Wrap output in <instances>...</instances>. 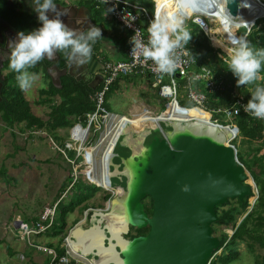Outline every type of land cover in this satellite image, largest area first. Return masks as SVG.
I'll use <instances>...</instances> for the list:
<instances>
[{"label": "rangeland", "instance_id": "rangeland-1", "mask_svg": "<svg viewBox=\"0 0 264 264\" xmlns=\"http://www.w3.org/2000/svg\"><path fill=\"white\" fill-rule=\"evenodd\" d=\"M180 1L185 2L188 5L189 0ZM224 1L225 0H221V2L218 1L217 3H214L215 8L218 10V16L211 13L210 16L214 20H212L210 17H207L209 29H204V32L210 37V29H217L219 27V23L217 21L219 19H223V22L226 23L224 24V27L228 26L227 30L230 35L233 37V39H237V35H240L237 31L238 28L235 29L236 24L234 25L233 23L238 22H233L224 17L223 12L221 11V8L225 9ZM156 2L158 3V1ZM169 6L172 8L168 16L175 15L177 18L182 19L184 26L189 30L191 24L188 22V16L183 12L182 8L177 4H170ZM106 25L109 29L117 31V24L115 22H106ZM241 32H243V28L239 29V33ZM216 35L219 39L223 40L222 34ZM120 42H123L122 37ZM223 45L227 49L231 48L230 42L228 41L224 42ZM216 48L218 49V47ZM225 54L227 56L229 55L228 52H225ZM175 80L177 83V100L179 102H183L187 98L186 95L188 89L184 86L185 81L183 78L177 73L175 74ZM127 81L128 82L124 80V86L126 87L114 91L110 94L109 99L106 100L105 105L108 111L117 115L124 114V116L126 115L125 117L132 120L136 118L137 114H146L145 111L143 112L144 109L150 110V112H152V114L156 117L160 115L163 108L165 107V101L162 98H159V96L155 93L157 89L149 83L147 85L144 82L145 78L144 81L140 78L128 79ZM9 84L19 86L18 83L14 82L13 78L9 80ZM44 86L45 79L37 78L32 87L25 89L24 95L29 100L31 105L35 99H38V96L35 94V92L37 93L36 89H44ZM46 96H48V94H46ZM32 111L37 116H40L44 119L47 118L48 109L42 105H39L38 103L33 104ZM213 116L215 117V115ZM159 124L162 128L167 129V127H170L171 123L168 121H160ZM110 125L111 124H108L106 127L92 126L89 130H87L86 140H83L85 139L83 138L79 139L80 141H75L71 133L72 127L58 129L55 133L49 132L47 129L35 130L32 136L33 138L31 139V137H28L29 132H20L22 125H14L11 127L10 125H4L3 122L0 121V264H45L47 259L46 255L42 251L38 252L28 245L26 240H24L22 236L17 233L16 228L13 226L14 224L17 226L16 223L17 219L19 218H21L23 221L29 222L27 219L32 220L35 219L37 215L40 216L44 208L46 206L52 205L57 198L56 196L62 192V185L66 182L65 184L67 186L71 182L72 178L74 179L75 175H77V179L82 180V183L84 184L82 188L84 191H95V195L87 201L92 205L94 204V206H92L93 208H90V210L93 212L92 216H95L97 208L101 209L97 212L101 211L106 213L109 211L110 203H108V199H104V196L108 193L111 195V200L114 199V201L116 200L115 198L120 197L121 193H117V189H126L127 185V177L123 173L124 161L126 158H130V156L135 155L132 152L131 145L126 142L127 134L122 133L121 137L119 136L115 150L110 157L108 165L110 174H107V179L104 180L107 187L109 184L108 178L110 177L113 194L108 192L107 189L102 190L100 187L93 185L92 181H95L100 185L102 184L100 180L95 177L94 170L96 169V164L94 162V155L92 152H96V150H98L99 143L102 138L101 135L104 134L105 129ZM133 126V129L138 131V137L135 140L136 143L143 139L144 135L148 133L147 129L149 128L151 129L152 136L159 134V126L156 122H153L152 119H150V121L146 120L136 122V124ZM186 129H189V127H186ZM57 134L61 136L58 137ZM151 134L144 138L145 146L149 144ZM79 136L80 134L78 135V138ZM132 137L135 138L136 134L132 133ZM65 140L66 146L70 149H74L76 155H80L81 159L79 163H75L73 165L72 162H69L68 154L61 153L59 151L60 147H62L64 150L63 142ZM116 140H109V152L113 149V143H115ZM234 143L240 152L248 151L246 149L247 142L246 144H243L241 143L240 139H236ZM16 146L17 149L15 150L14 147ZM141 151V147L135 148L134 150L135 153H139ZM105 156H109L108 152ZM98 157L99 156L97 155V158ZM133 157L136 161L139 160L138 157ZM19 162L20 164H18ZM89 167H91L90 170H88ZM87 171L91 181L87 179ZM80 185L81 184H76L74 188L70 189L71 191L68 190L66 196H62L65 203L72 198H70V195L74 193ZM102 187L105 188L103 185ZM72 199L74 202L77 201V197L75 195ZM144 200L146 203L149 202L148 197H146ZM82 210L83 209L79 207L78 211L70 214V217L66 218V226L64 228L60 227V222H57V227H55V229L60 232L58 236L48 237V235L45 233L38 236L33 235L31 237V242L34 241L39 244H48V242H50L54 247H57L61 240L64 242V240L71 234L73 235L78 233L80 235L81 241L85 245H88V241L93 235V232L90 228L94 226L104 227L106 220L101 217L91 218V214L87 219H85L84 211L82 214ZM97 215L101 216V213H98ZM75 220L76 222H74ZM80 225H82L83 228H81ZM222 230L228 234L231 233L230 227L225 228L224 226H220L215 235L219 236ZM134 232L135 231L133 230V233ZM81 234H83V237ZM106 235L108 238L109 235L107 233ZM125 238L129 237L125 236ZM104 240V244L108 246V241ZM238 247L241 251V254L239 255L238 259L229 264H256L254 256L249 253V251L245 250L247 249L245 243L241 242ZM96 252V250H93L89 253V255L87 254V259H85L83 263L89 264L90 260L94 258L93 254H97ZM111 256L112 253L109 248H107L103 257L108 258L110 260L109 262H112L110 259ZM91 261L94 262V260ZM216 261L218 262L217 264H227L223 263L222 256H217ZM109 262L99 259L94 264H108ZM111 264H113V262Z\"/></svg>", "mask_w": 264, "mask_h": 264}, {"label": "trees", "instance_id": "trees-1", "mask_svg": "<svg viewBox=\"0 0 264 264\" xmlns=\"http://www.w3.org/2000/svg\"><path fill=\"white\" fill-rule=\"evenodd\" d=\"M0 1H2V3H4L3 6L6 7V0ZM131 1L135 2V0ZM209 1L213 9H211L210 11H202H204L208 17H211V13L218 16V10L215 8L214 3H217L218 1L221 2V0ZM90 2L93 9H98L100 14L104 12V5H99L100 7L97 8L95 6L96 3L91 0ZM139 4L144 5L150 13H153V0H140ZM166 4L167 7L171 10L172 7L169 6V2ZM100 19L101 17H98L97 20ZM212 20L214 19L212 18ZM217 22L228 33V35H230L227 30L228 26L224 27V24L226 23L223 22V19H219ZM18 23L20 25H17L24 29L38 27L35 23V25H32V23H30V20H21L18 21ZM190 24L191 29H189V31L192 35L191 39L187 43V47L192 57L195 58L196 68L198 69L204 66L205 68L209 69L213 74V80L221 84L223 90H218L217 88L214 90H208L205 88L202 82L198 81L195 83V85L198 86V88L206 95L204 111L198 108H194V104L186 98L185 101L179 102V104L190 109L182 110L176 107V112L179 114H188L189 116L204 118L207 120H209V117L207 116L212 113L213 115H215L214 117L211 114L212 120H216L222 125H229L230 123H232L238 127V135L235 139L232 140V144L236 147L234 143L236 139H240L241 143L243 144H246L247 142L246 149L248 151L240 152L237 147L236 149L238 160L248 173V178L244 181V183L250 184L252 191L251 195L245 196L242 201L238 199H229L225 204L217 205L215 207L216 213L219 217V221L213 224V232L217 233L218 228L220 226H224L225 228L230 227L231 230H233V233L228 234L223 230L220 232L219 238L221 244L218 250L215 252L214 256L211 258L209 264H217V256H222L223 263L227 264L238 259L239 255L241 254L238 246L241 242L245 243L247 248L245 250L249 251V253L254 256L256 264H264V119H258L254 116H251L241 109L238 115H236L234 118L225 119L224 113L222 112V110L226 107L237 106L236 101L239 97H242L244 102L247 103V101L250 99V92L253 90L254 85H241L238 87L236 84L237 78L227 68L226 60L228 56L225 54V52L221 48L217 49L213 47L211 45L209 37L204 33L202 29H200L199 26H197V24L192 22ZM233 24H236L235 29H237L238 27L243 28V32L241 33H239L240 28L237 30L238 34L240 35L239 37L243 38L245 36V40L249 42L250 47H252L254 51L264 50V16L258 18L248 32L246 29L248 28V26L239 23ZM122 57H124L123 60L127 59V55H123ZM134 77L136 76H124L117 79L111 85V88L106 95V100L109 99L111 93L123 88L120 86L125 84L124 80L128 82V79H134ZM259 77L260 78L256 81V83L264 84V68L261 69ZM144 78L145 80L148 79V75H141L140 79L144 81ZM62 81L63 85L61 89H58L50 84L48 94L49 96H51L49 97L50 102H52V95L56 94H59L60 102L57 105L55 104V106L52 105L53 107L48 112L46 119L33 113L30 107V102L26 99L25 95L22 94L21 88L16 91V89L13 87V89L8 92L6 97V102H8V104L4 102V105L2 107L0 106L3 122L8 126L10 125L11 127L21 123V132H24L26 130L47 129L49 132L55 133L58 129L71 128L78 122L83 126L87 125L86 114L93 112L95 109L93 95L95 94V91L99 89V86H97L96 89H92L88 85L79 81H75L74 78L69 76L64 77ZM14 82L18 83L16 77L14 78ZM145 83L147 85L148 83L152 85V79L149 77L148 83ZM9 86H11V84ZM43 92L45 93L47 91L42 90V93ZM155 93L159 96L157 90ZM43 95L46 96V94ZM159 98L161 97L159 96ZM49 99L45 101L44 98H41L39 100V103H46ZM178 116L181 117V115ZM162 129L164 132H168L172 129V127L170 126L167 127V129ZM30 134L33 135L34 133ZM57 135L58 137L61 136L59 134ZM63 144L64 150L62 147H60L59 151L61 153H67L69 162H72L73 165L75 163H79L81 159L80 155H76L74 149H70L66 146V140L63 142ZM65 183L62 185L61 195L66 192L67 189L70 190L74 188L76 184H81L75 190L77 201L74 202L73 200V202L69 205H67L65 202L58 203L54 220L50 228L45 232L48 237L58 236L60 232L55 229V227H57V222H60V227L64 228L66 226V218L73 212L75 207H77L82 202L91 199L95 195L94 190H83L82 187L84 186V184L80 179L76 178L75 180H73L72 178L71 182L67 186ZM110 196L111 195L107 193L104 198L109 199ZM143 201L145 202V200ZM93 205L86 202L81 207L83 209L82 211L86 210L88 207H92ZM145 210L146 212L151 214V200H149V202L145 204ZM91 213L93 212L91 211L89 214ZM34 221L29 220V222H24L33 223ZM74 222H76V220ZM133 230L135 231L134 233ZM148 230V227L142 229L131 227L129 233L125 236L131 239L135 236L146 234ZM42 234L44 233H41L39 235ZM34 243L35 242H33V245H29L35 250L36 247L34 246ZM61 243L62 240L60 242V245L58 243V246L54 247L50 242H48V244L45 243V246L54 247L56 249L54 250L56 251L57 258H59L61 255L65 254V248L61 246ZM38 252L40 251L38 250ZM48 263L49 259L47 258L45 264Z\"/></svg>", "mask_w": 264, "mask_h": 264}, {"label": "water", "instance_id": "water-1", "mask_svg": "<svg viewBox=\"0 0 264 264\" xmlns=\"http://www.w3.org/2000/svg\"><path fill=\"white\" fill-rule=\"evenodd\" d=\"M58 5L62 10L68 9ZM239 5V0H225L227 14L236 17ZM65 73L66 69H63L60 75ZM60 75L52 79L56 87H60ZM97 85L98 82L88 84L92 89ZM158 120L156 123L160 126ZM209 124L221 131L215 124ZM171 127L168 132L159 127V134L153 135L145 146L144 138L151 134L148 131L142 140V151L135 153L132 149L133 156L139 160L130 156L124 161V170L131 169L132 177L125 173L127 185L122 191L128 194L131 187L135 190L138 199L135 205L140 216L127 217L121 240L133 245L136 253L133 261L137 264H209L221 244L219 236L213 232V224L219 221L215 207L229 199L242 201L251 195V185L244 183L248 173L239 162L233 145L217 140L209 133H194L185 128L176 133V128ZM146 197L152 202L151 214L145 210L143 200ZM119 198L122 199V195L115 199ZM131 226L138 229L148 227L149 230L144 235L125 238ZM100 229L108 246L114 245L118 259L126 260L128 255L117 239L112 238L105 226ZM103 246H106L104 242ZM93 255L92 260L98 258L97 254Z\"/></svg>", "mask_w": 264, "mask_h": 264}, {"label": "clouds", "instance_id": "clouds-1", "mask_svg": "<svg viewBox=\"0 0 264 264\" xmlns=\"http://www.w3.org/2000/svg\"><path fill=\"white\" fill-rule=\"evenodd\" d=\"M107 2L108 0H102L103 4ZM119 2L120 0H117V3ZM128 2L129 0H123L125 4ZM27 3L36 13L39 26L28 31H18L16 36L7 42V51L0 52V56L8 60L9 67L17 74L16 79L21 89H28L33 86L37 80V74L29 71V69L35 67L45 58L51 59L57 52H64L69 61L77 66L85 64L91 58L93 45L98 39L102 38L101 28L95 24H91L86 30L79 32L66 24L62 17L70 15L71 13L69 10H62L55 0H27ZM139 3L140 0H135L136 6ZM188 4L191 6L192 11L188 13L183 9L188 19H192L189 15L194 13L199 14L206 22L208 21V16L200 13L199 8L204 11L213 9L209 0H189ZM239 6L250 7V3L248 0H241ZM113 11H115V6L104 10V14L107 15V13ZM221 11L223 12L225 9L221 8ZM50 12L54 15L50 16ZM228 15L230 16L229 12ZM128 16L130 19H126L125 16L123 19L125 23L130 25L136 17L130 12H128ZM147 33L148 39L146 43L140 35L139 30L131 37L133 45L140 50L144 62L147 63V61L151 60L157 71L164 73L174 72L180 59L177 55V49L184 48L192 35L184 26L183 20L177 18L175 15L162 16L154 13L153 19L147 27ZM235 34L237 35L236 32ZM232 45L228 50L229 55L226 60L227 68L237 78L236 84L238 87L241 85H254L253 90L250 92V99L243 105L244 111L258 119H264V84L256 83L260 78L259 74L261 69L264 68V50L254 51L250 47L249 42L240 38L238 35L237 39L232 40ZM193 59L195 60L194 57ZM179 106L183 107L181 105ZM111 114L113 116L117 115ZM117 116H124V114ZM158 122H160V119ZM76 124L82 127L85 132L92 127L88 123L85 126L79 122ZM75 125L72 127V130ZM159 127L163 131L162 127ZM148 131H151V129H148ZM225 136L226 139L230 135L226 133ZM116 144L113 143L114 146L111 155L114 152ZM230 144L233 145L232 141ZM90 169L91 167L88 170ZM86 175L88 176V171ZM87 179L90 180V176ZM92 182L97 183L95 181ZM108 200L110 201L111 198ZM97 213H101V211Z\"/></svg>", "mask_w": 264, "mask_h": 264}, {"label": "built area", "instance_id": "built-area-1", "mask_svg": "<svg viewBox=\"0 0 264 264\" xmlns=\"http://www.w3.org/2000/svg\"><path fill=\"white\" fill-rule=\"evenodd\" d=\"M91 1L96 3L95 6L97 8L100 7L99 5H104L105 10L109 7L115 6V11L109 12L107 14L110 18L119 23L121 28L125 29L128 32V37L126 51L127 59L118 61H102V65L100 68L102 75L100 86L93 95L95 109L93 112L86 114V119L89 126L92 125L94 127H102L108 125V123L113 120V115L109 113L105 107L106 95L109 92L111 85L120 77L147 74L148 77L152 79V86L157 89L159 96L164 99L165 107L162 110L161 114L157 117L154 116L148 109H144L143 112L145 111L146 113H149L157 120L160 119V121L170 122L167 118H164L163 115L165 116L169 113L171 106L176 105L177 108L181 109V107L179 106V101L177 100V83L175 80L176 73L184 79V86L188 89L186 97L191 103L194 104V108H198L204 111L206 100L205 93L201 91L194 83L198 81L202 82L205 88L208 90H214L216 88L218 90H223L221 84L213 80V74L209 69L203 67L199 70V72L194 71L195 60L193 59L187 45L182 49H177V55L180 57V59L177 63L175 71L172 73L157 71L151 60L147 61V63L144 62V58L142 57L140 50L137 49L131 41V37H133L135 32L139 30L140 35L144 39V42H147V27L153 19V15H150L143 5L139 4L138 6H136L135 2L131 0H129L127 4L123 3V0H120L119 3H117V0H108L106 4H103L102 0ZM255 1L257 3L259 2L261 6L264 4L263 0V2L261 0ZM159 8L160 7L156 6V14H159ZM128 12L132 13L136 17L130 25L125 23V20L123 19L124 16L126 19H130V17L128 16ZM161 15H164V13ZM189 16H191L193 22L198 24L199 27L203 30L209 29L208 23L199 14L191 13ZM236 104L237 106L226 107L222 110L226 119L234 118L236 115H238L240 109L244 111L243 105L246 103L244 102L242 97H239L237 99ZM183 110L186 109L184 108ZM209 117V121H207L208 123H213L216 126L220 127L221 131H224V129H227L229 131L230 136L226 138V142L228 144H230L231 141L237 137L239 130L235 124L230 123L229 125H222L216 120H212L211 114H209ZM129 125L130 123L126 124V126ZM76 126H78V124H76L74 128H76ZM119 136L117 140L119 139ZM117 140L115 141V144ZM234 149L236 152L235 147ZM76 176L77 175H75L73 180L76 179ZM112 189L113 188H111L109 180V187L107 188V190H110L109 192L113 194ZM67 193L68 191L64 192L63 195L66 196ZM62 196L60 199L56 200L53 205L46 206L37 221L33 223L19 221V223L16 224L19 229V235H21L22 238L26 239L29 244L33 245V242H31V237L33 235L45 233L50 228L55 217L57 205L60 200L63 199ZM109 202L110 201H108V203ZM96 210L98 211L101 209L97 208ZM231 233H233V230H231ZM68 239L71 240L67 237L64 242L61 243V246L65 248V254L61 255L59 258H57L56 251L49 246H45L43 244H34V246L37 250L42 251L46 255V257L49 259L48 264H84L83 261L78 258V254L72 253L67 241ZM84 259H87V256L84 257ZM91 260L89 264H93Z\"/></svg>", "mask_w": 264, "mask_h": 264}, {"label": "bare ground", "instance_id": "bare-ground-1", "mask_svg": "<svg viewBox=\"0 0 264 264\" xmlns=\"http://www.w3.org/2000/svg\"><path fill=\"white\" fill-rule=\"evenodd\" d=\"M156 1H158V3H157L158 7H160L158 10L159 15L164 13V15H162V16H168V14L171 11L167 7V4H166L168 2H169V5L171 3H177L179 5V7L182 8V10L184 9V11H187L188 13L192 11L191 6L189 4L187 5L185 2H182L180 0H156ZM248 2L250 3V7H240L239 11L237 12L238 17L237 16L236 17H230L227 14L226 10L223 11L224 17H226L228 20H231L233 22H238L239 24L246 25V26H248V28H250L253 20L256 17H258V16L263 17L264 16V6H261L255 0H248ZM240 3H241V0H239V4ZM224 4H225V1H224ZM195 11H198V10H195ZM195 11H193V12H195ZM199 12L207 16V14L200 9H199ZM209 32H210V37H211L213 45L215 47H221L225 52H228L229 49H227L223 45V43L228 41V42H230V47H232L231 41L233 40V38L231 36H229L228 33L220 25L217 29H210ZM216 34H222L223 40L219 39ZM178 115H181V117ZM182 116H184V117H182ZM163 117L167 118L170 121V123L176 128V133L181 132L182 131L181 129H184V128L186 129V127L187 128L189 127V129H186V131H191L194 133L195 132L209 133V134L214 135L215 139L220 140V141H224V142H226V139H225L226 133H227V135H229V131L227 129H224V131L217 130V129H215V127H212L209 123H207V121H209L207 119L189 116L188 114L177 113L176 112V105L171 106L169 113L166 114L165 116L163 115ZM150 119H152V121L155 122L156 118L152 117L149 113L140 114V115L137 114V116L134 120L128 119L125 116H113V120L110 121V123H108L111 125L108 126L105 129L104 134L101 135L102 138H101V141L99 143L98 150H96V152H92V154L94 155V157H93L94 162L96 164L95 165L96 169L94 170L95 177L100 180L101 184L106 189L109 187V184L106 187L104 180L107 179L106 175L110 174L109 170H108V165H109L111 152H112V151H110V152L108 151L109 140H111V139L116 140V138L119 135L121 137L122 133H126L127 134L126 142H128L131 145L133 150H135V148H138V147L142 148V140L143 139H141L138 143L135 142L136 138L138 137V134H137L138 131L133 129L134 128L133 125L136 124V122H140V121H146V120L150 121ZM184 122L187 123L186 126L181 125V123L183 124ZM127 123H130V125L126 126ZM77 127H79V125L76 126V128H74L72 130V134L74 136H76L77 138H78V135L80 134L78 140L83 139V138H85V140H86L87 137H85L84 133H87V132H85V130H83L84 132L80 131ZM117 131H118V133H117ZM132 133L136 134L135 138L132 137ZM107 152L109 154L108 157L105 156ZM97 155L99 156L98 158H97ZM123 173L124 174L127 173L132 177L131 169H125L123 171ZM96 181H98V180H96ZM117 193H119V194L121 193L122 199L119 198V199L115 200L117 202H115L114 200L112 202H110L109 211L107 213L101 214V218H104L106 220L105 226L108 229V231L111 233L112 238L117 239V243L123 247L124 251L127 253L128 256H127L126 260L121 261L118 259L117 254L114 251V245L103 246V238H104V233L102 232L103 230L100 229L99 226H94L90 229L93 232L95 244L97 246V255L99 257V254L104 249L109 248V250L112 253V256H111V258H113L112 262H114L116 264H137V261L136 262L133 261V258H136V253H135V249L133 248V245L132 244H126L125 241H122L121 240V236H122L121 233H123V231L126 230V224H127V217L128 216L131 215L132 218H137L140 216L138 214V210H137V207L135 205V200H138V199H137V196L135 194V190H133L132 187H131V190L128 194L124 193L122 191V189H120V188L117 189ZM72 236L75 238L74 241H71L69 239L67 240L69 243L70 249H71L72 253L78 254V258L80 260L84 261L85 260L84 255L87 254V251L85 249L86 245L81 241L80 235L78 233H75ZM81 236L83 237V234H81ZM88 243L91 244L90 241H88ZM95 262L96 261H94L92 263L94 264ZM140 264H146V262L140 263Z\"/></svg>", "mask_w": 264, "mask_h": 264}, {"label": "crops", "instance_id": "crops-1", "mask_svg": "<svg viewBox=\"0 0 264 264\" xmlns=\"http://www.w3.org/2000/svg\"><path fill=\"white\" fill-rule=\"evenodd\" d=\"M62 1V2H61ZM61 1H57V2H61V4L63 3L64 4V6L66 5V7H68V9L67 10H69L70 11V15H66V16H63L62 17V19L64 20V22L66 23V24H70V23H68L69 21L70 22H76V26H74V25H69L71 28H73V29H75V30H77L78 32L79 31H81V30H86L91 24H95L96 26H98V27H100L101 28V31H102V38H100V39H98L96 42H95V44L93 45V51H92V55H91V58L88 60V62L87 63H85V64H82L83 65V67H82V65H81V67H79V71L77 72V73H75V76L76 77H80V78H78V80L77 79H75L74 77L75 76H73V75H66V76H64L65 74H61L60 75V73H62V71H54V73H53V76H52V78L50 79L49 77V79H47V81L45 80V86H44V89H40V90H37L36 89V91H37V93L35 92V94H36V96H38V99H35L33 102H32V105L30 104V107H31V110H32V108H33V104L34 103H38L39 105H42V106H44V107H46L47 109H48V111H47V114H48V112L51 110V108L53 107V106H55V104L57 105L59 102H60V99H59V94H56V95H52V102H50V99H49V97H51V96H45V95H43V94H49V87H50V84L51 85H53V83H52V79L53 78H56L57 77V75H58V73H59V75H60V80H61V84H60V87H56V88H58V89H61L62 88V85H63V78L64 77H67V76H69V77H72V78H74V80L75 81H81V82H83L84 84H86L87 82H90V83H92V84H96L97 82H98V85L97 86H100V82H101V77H102V75H101V65H102V61H105V60H112V61H118V60H123V58L124 57H122L123 55H127V54H125V53H127L126 52V49H127V37H128V32L125 30V29H123V28H121V26H120V24L119 23H117L116 21H114L112 18H110L109 17V15L107 14V15H105L104 14V12L103 13H99V11H98V9H96V8H92V5H91V2H90V0H61ZM153 2H154V11H153V13H150L148 10V12H149V14L150 15H153L154 13H155V9H156V6H158L157 5V2H156V0H153ZM62 4V5H63ZM144 6V5H143ZM145 7V6H144ZM146 8V7H145ZM147 9V8H146ZM105 10V9H104ZM100 14V15H99ZM49 15L51 16V15H54L53 13H49ZM98 17H101V21L100 20H97L98 19ZM106 22H115L116 24H117V31H115V30H113V29H109L108 28V26L106 25ZM188 22L189 23H195V22H193V20L191 19V18H189L188 19ZM196 24V23H195ZM197 26H199L198 24H197ZM190 29H191V27H190ZM200 29H202V28H200ZM203 30V29H202ZM204 31V30H203ZM205 33V32H204ZM206 34V33H205ZM207 35V34H206ZM208 37H209V35H207ZM121 37L123 38V42H120V39H121ZM209 39H210V41H211V45L213 44L212 43V40H211V37H209ZM213 47H215L214 45H212ZM216 48V47H215ZM218 48H221V47H218ZM222 49V48H221ZM223 50V49H222ZM225 52V51H224ZM63 55H65V58L67 59V56H66V54H64V52H63ZM71 65H72V62H71ZM204 66H202L201 68H203ZM201 68H196V61H195V68H194V71L195 72H199V70L201 69ZM75 72V71H74ZM82 75H86V77L84 78V80H81V77H82ZM141 77V75H137L136 77H134V79H139ZM148 81H149V77H148V79H146L145 80V82H147L148 83ZM140 84V83H139ZM195 84V83H194ZM185 85V84H184ZM54 86V85H53ZM120 87H126V86H124V84L123 85H121ZM198 87V86H197ZM97 88V87H96ZM42 90H46L47 92H43L42 93ZM41 98H44V100L46 101L47 99H49L48 100V102H46V103H39V100L41 99ZM27 99V98H26ZM28 100V99H27ZM50 102V103H49ZM135 102H136V100H135ZM53 105V106H52ZM3 122V121H2ZM3 124L4 125H6L4 122H3ZM17 125H22L21 123L20 124H17ZM172 124H170V126H171ZM134 127V126H133ZM80 131H83V129H82V127L80 128V127H77ZM34 131L35 130H26V131H24V132H29L28 133V137H31V139L33 138L32 136L33 135H31L30 133H34ZM21 132V131H20ZM84 132V131H83ZM23 133V132H22ZM85 134V137H87V133H84ZM151 136H152V134H151ZM72 137H73V139L75 140V141H80V140H78V138L76 137V136H74L73 134H72ZM85 140V139H84ZM15 148V150L17 149V146L16 147H14ZM3 164V163H2ZM18 164H20V162L18 163ZM125 167V166H124ZM124 167H123V169H124ZM94 185H96L97 187H100L102 190L103 189H105V188H103L100 184H97V183H93ZM68 190V189H67ZM66 190V191H67ZM106 190V189H105ZM108 192L110 191V190H107ZM63 195V194H62ZM61 193H59L58 194V196H56L58 199H60L61 198ZM75 195V192L74 193H72L71 195H70V198L72 197L73 198V196ZM56 198V199H57ZM70 199V200H68L67 202H66V204L67 205H69L70 203H72L73 202V199ZM57 199V200H58ZM105 199V198H104ZM89 200V199H88ZM88 200H86V201H84V202H82L81 204H79L77 207L79 208V207H82V205H84ZM56 201V200H55ZM54 201V202H55ZM53 202V201H52ZM53 202V203H54ZM60 202H65L64 201V198L63 199H61L60 200ZM49 204V203H48ZM53 205V204H52ZM94 206V205H93ZM77 207H75V209L73 210V212L75 213L76 211H78V208ZM77 208V209H76ZM90 208H93V207H88L86 210H84V218L85 219H87L88 218V216L90 215L89 213L91 212V210L89 211V209ZM101 208V207H100ZM79 211H80V209H79ZM72 212V213H73ZM71 213V214H72ZM80 213H81V211H80ZM82 214H83V211H82ZM92 214L93 213H91V218H94V217H97V218H99V215H97L98 213L96 212V214H95V216H92ZM68 217H70V214L68 215ZM39 218V216L37 215V217L35 218V219H32L31 221H34V220H36L37 221V219ZM76 219V218H75ZM16 220V219H15ZM30 220V219H29ZM29 220H27V221H29ZM19 221H23V220H21V218H19V219H17V223H19ZM15 222V221H14ZM24 222V221H23ZM35 222V221H34ZM16 223V224H17ZM14 228H16V230H17V233L19 234V229H18V227L17 226H15V224H14V226H13ZM80 227L81 228H83V226L82 225H80ZM90 228V227H89ZM68 238H72V239H74L75 240V238L72 236V235H70ZM24 239V238H23ZM24 240H26V239H24ZM89 241H90V243L91 244H89L88 243V245H86V247H85V249H86V251H87V254L88 253H90L91 251H93V250H96L97 251V246H96V244H95V240H94V236L92 235V237L89 239ZM26 242H27V244L29 245V243H28V241L26 240ZM34 242V241H33ZM34 244H39V243H34ZM41 244H43V245H46L45 243H41ZM59 245H60V243H59ZM51 248H53V249H55L54 247H52V246H50ZM36 250V249H35ZM56 250V249H55ZM106 250L107 249H104L100 254H99V257H98V259L97 260H94V261H98L99 259H103L104 261H106V262H109L110 260L108 259V258H105V257H103L104 256V253L106 252ZM36 251H38V250H36ZM97 253V252H96ZM111 259V261L113 260V258H110ZM111 264V263H110Z\"/></svg>", "mask_w": 264, "mask_h": 264}, {"label": "flooded vegetation", "instance_id": "flooded-vegetation-1", "mask_svg": "<svg viewBox=\"0 0 264 264\" xmlns=\"http://www.w3.org/2000/svg\"><path fill=\"white\" fill-rule=\"evenodd\" d=\"M57 1H61V0H55V2L58 4H61L62 2V1L57 2ZM3 5L4 3L0 1V52L7 51V42L11 38H14L18 31L20 30L28 31V30L33 29V28L24 29L18 26L17 25L19 24L18 21L30 20V23H32V25L36 24L37 26H39L37 15L32 10V8L29 6V4L27 3V0H6L5 1L6 7ZM68 23L76 26V22L72 23L69 21ZM68 63H69V59L65 58V55H63V52H57L51 59L45 58L43 61L38 63L35 67H33L34 69L31 68L29 70L33 73H36L37 78L39 79L44 78L46 81L47 79L52 78L54 71H57V72L63 71V69H66V73L64 76L66 75L75 76V73L79 71V67H81V65L78 67L76 64L72 62V65L68 66ZM16 76L17 74L13 70H11V68L9 67L8 60L4 58L3 56H0V106L1 107L4 105V102L8 104V102H6V99H7L6 97H7L8 92L11 89H13V87L16 89V91L20 88L19 86H14V85L9 86L10 85L9 80L12 78L14 79ZM85 77L86 75H82L81 80H84ZM74 78L78 80V78L80 77L75 76ZM89 83L90 82H87L86 85H88ZM22 94H25V89H22ZM0 121L1 122L3 121L2 116H1V111H0Z\"/></svg>", "mask_w": 264, "mask_h": 264}]
</instances>
